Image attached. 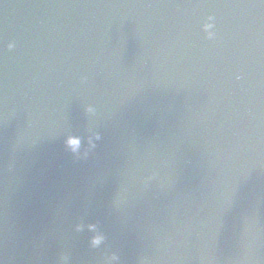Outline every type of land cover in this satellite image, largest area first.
Segmentation results:
<instances>
[{
    "label": "water",
    "instance_id": "water-1",
    "mask_svg": "<svg viewBox=\"0 0 264 264\" xmlns=\"http://www.w3.org/2000/svg\"><path fill=\"white\" fill-rule=\"evenodd\" d=\"M0 264H264V0H0Z\"/></svg>",
    "mask_w": 264,
    "mask_h": 264
}]
</instances>
